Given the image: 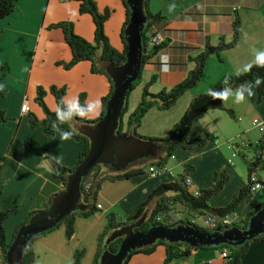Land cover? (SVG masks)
<instances>
[{
    "label": "crops",
    "instance_id": "0c3cea01",
    "mask_svg": "<svg viewBox=\"0 0 264 264\" xmlns=\"http://www.w3.org/2000/svg\"><path fill=\"white\" fill-rule=\"evenodd\" d=\"M94 1L99 12L109 9V16L103 25L104 32L114 48L123 50L121 28L126 14L122 1ZM170 3L175 4L171 12L168 11ZM78 8L76 0H16L14 10L0 18V64L9 66L0 80V110L8 118L4 124H0V209L11 210L2 223L7 242L15 226L31 211L44 209L52 196L64 190L61 178L54 176L52 157H60L59 165L71 168L83 148L81 139L73 136L71 140L61 141L57 132L50 134L41 125L29 124L28 113L38 119L44 118L42 108L35 102L37 86L46 90L44 102L50 111H55L56 107L55 98L48 91L50 85L65 86V99L83 93L85 101L102 99L110 90L107 77L92 73L89 61H80L69 69L63 67V63L71 59V50L61 29L49 26L60 21H71L75 33L92 41L95 28L92 16L79 13ZM149 10L162 16L151 28L163 38V44L142 66L138 88L132 98H128V109L122 118L124 125L128 114L139 103L145 87L151 93L173 87L192 67L190 57L202 50L207 38L212 45L221 36L229 39L234 14L237 13L241 20L237 44L220 51L219 56H209L200 81L176 101L175 110L172 107L163 110L152 106L165 113L159 115V122L168 128L166 133L176 122L175 117H179L181 108L185 110L193 97L206 92L224 74L233 73L236 68L251 62L254 50H264V0H149ZM161 55L169 57L170 68L166 73L159 70ZM253 93L241 104H233L231 99L223 102L225 108L234 112V119L223 121L226 127L232 125L229 129L231 133L225 135L219 132L217 124L212 127V122L208 123L211 120L209 115L217 110L207 111L192 124L188 136L197 138L211 134L214 140H208L201 147L194 146L189 151L179 148L173 154L174 162L169 158L164 165L167 170L156 176H149L147 172L154 161L151 157L149 161L140 159L122 169L126 171L147 166L143 172L116 180H104L96 200V205L101 206L99 211L87 217L76 216L74 232L69 239L65 235L64 225L37 237L32 246L34 259L31 264H70L75 250L82 251L80 264H93L98 238L106 227L107 214L114 213L118 217L133 215L157 186L174 181L186 164L192 166L189 171L192 193L211 186L214 173L225 170L228 179L210 201L214 206L228 204L235 191L245 184L247 176L245 163L243 166L240 160L233 161L235 156L229 154L234 141L231 138L243 136L244 141L255 143L262 136L251 120L254 117L264 119V96L257 102L255 87ZM23 98H27L29 103L27 113L20 111ZM139 127L140 124L136 135L162 136L159 133H145ZM219 138L222 142L226 141L224 146L218 144ZM248 153L251 152H245L246 157L251 158V155L247 156ZM262 159L255 175L263 187L251 191L237 206L235 216L239 219H243L247 212L264 200V154ZM103 167L101 170L104 173L117 171H113L109 165ZM220 252L221 247L195 248L187 255L167 260L165 246L157 243L151 253L132 254L127 264H227L228 259L223 258ZM239 264H264V240L249 242Z\"/></svg>",
    "mask_w": 264,
    "mask_h": 264
},
{
    "label": "trees",
    "instance_id": "16d2710c",
    "mask_svg": "<svg viewBox=\"0 0 264 264\" xmlns=\"http://www.w3.org/2000/svg\"><path fill=\"white\" fill-rule=\"evenodd\" d=\"M76 1H78L79 3V13H89L92 16L95 25L93 40L88 41L75 33L73 22L71 21L65 20L51 24L49 27L61 29L64 40L71 50V59L68 62H64L63 67L65 69H69L74 64L80 61H89L90 71L92 73L103 74L107 77L110 83V90L108 94L102 98V110L96 119L81 120L79 118H76L72 121H69L68 124L63 126L65 129H67L70 125L74 130V137L83 141V148L79 152L73 167H65L57 164L55 161H52L54 176L61 178L64 185L67 181L68 176L83 162L89 151L90 140L80 132V127L83 125L94 126L98 121L102 119L105 113L106 102L113 90V82L111 77L108 75L106 68L109 65L121 66L126 61L127 48L125 28L129 23L131 14L130 6L127 1L121 0L125 7L126 15L121 28V39L124 43V49L120 51L114 48L109 43V40L104 32L103 25L105 20L109 16V9H105L103 12H99L94 0ZM15 2L16 0H0V18H4L14 10ZM142 10L145 16V23L140 33L142 45L140 71L146 59L154 55L163 44L162 42L160 46L152 48L148 47L147 41L149 37L154 34L151 27L155 25L156 22L162 18V16L159 13H153L149 10V0L142 1ZM240 26V17L237 13H235L231 24L230 38L226 39L225 37L221 36L218 42L214 45L210 44L207 38L202 50L198 51L194 56L190 57L192 67L187 71L185 76L170 89H162L159 92L151 93L145 87L139 103L128 114L125 126L122 118L128 109V95L130 91L135 87L136 83L139 82L140 73L126 90L121 116L119 117L118 126L115 132L118 135L125 136L131 134L133 137H138L142 140L153 142L157 146L158 150L156 155L152 157L154 158V161H152L150 165L159 167L164 166L177 148L192 150L194 146L201 147L205 145L208 140H214L215 137L211 134L205 137L197 138H189L188 136V131L192 124L200 119L205 113H207V111L211 109H221L224 110L229 116L234 117V112L232 109L225 108L223 106V102H221L220 100H213L206 94V92H204L196 95L188 102L180 118L175 123H173V125L169 128L168 132L164 136L136 135V129L139 126L141 119L150 107L156 105L159 109L163 110H167L173 107L176 101L187 90H189L200 81L206 61L210 55L215 54L219 56L220 51L232 48L237 44ZM8 70V64H0V80L5 76V73ZM226 76H231L230 85L235 88L245 82H253L257 77L264 78V67L253 66L249 72L241 75L240 77H236L232 75V73H226L221 76L211 88L219 90L222 86L221 81ZM255 88L257 92V102H259L264 96V83H261L259 86H255ZM65 89V86H49L48 91L54 96L56 105L58 101L63 97ZM45 93L46 90L42 86H37L35 102L42 108L44 118L38 119L32 113H28V121L32 126H43V130L51 134L54 132L51 124L53 121H55V111H50L47 108L44 102ZM79 98L81 102H85V95L83 93L79 94ZM7 120L8 118L5 115V112L3 110H0V124L5 123ZM75 126L77 127V130L74 129ZM246 142L247 144L244 149L251 152V158H247L245 152L243 151L239 153L242 156L247 168V179L245 184L235 191L228 204L224 206H214L210 201V198L222 189L224 183L228 179V175L225 170L214 173V181L211 186L199 189L196 193H192L190 191L189 185L186 184V178L189 176V171L192 170V166L190 164H186L184 165L183 171L177 175L174 181L162 183L157 186L140 204L138 210L133 215L118 217L114 213L107 214L106 227L104 232L101 233L98 238V250L93 264H99L100 257L104 251L110 253L117 251L119 244L123 239V236L115 237L113 240L106 242V239L112 232L133 224L144 214L145 218L143 222L139 226H135L132 228V231L134 233H145L149 228L153 226H163L168 229L178 227L180 230L190 233L188 235H184V237L191 240L192 243H187L185 241L169 242L167 240H156L152 244L143 245L129 251L126 257L123 259V264H127L128 259L134 253H151L157 243L163 244L165 246L167 260L173 257L187 255L191 249L195 248L221 247V250L227 249L229 251L227 264H239L240 259L245 253L249 242L264 240V232L258 233L257 235L246 239L241 244L230 245L227 243H220L216 246L200 243V240L210 241L211 239H207L205 237H196V235L207 236L216 234L220 236L224 231H227L231 228L241 232L245 231L249 227V221L264 208L263 200L262 202L256 204L253 210L247 212L243 219H239L236 216V218H232L228 222L226 221L227 217H232L233 215H235L237 206L241 204L247 194L251 193L250 186L252 182L250 176L251 174L256 173L258 166L263 161L262 158L264 154V133L255 143H252L250 141ZM101 165L103 164H97L92 167L86 175L82 176L80 180V196L78 203L81 204L83 208L76 209L70 212L68 215L64 216L61 221L58 222L54 227L31 236L23 248L19 264H30L33 261L34 252L32 246L34 240L37 237L52 231L60 225H64L65 235L69 239L74 232V221L76 216L87 217L94 212L99 211V208H97L96 206V200L100 185L104 180H116L125 178L130 175L143 172L147 167L142 166L140 168H130L126 171L113 170L115 171L114 173H104L101 170ZM62 191L63 190H60L56 194ZM54 196H52L47 201L44 209L31 211L23 221L15 226L9 242L6 241L2 223L11 210L0 209V264H7L5 254L10 244L15 239L20 227L27 224L29 219L36 212H43L48 210L49 205L51 204V200ZM179 206L182 207L184 212L178 209ZM263 215L264 210L262 212V216ZM195 216L200 217L203 220L204 224L198 225L194 220ZM109 232L111 233L109 234ZM81 254L82 252L79 251L74 253L73 262L71 264H80Z\"/></svg>",
    "mask_w": 264,
    "mask_h": 264
},
{
    "label": "water",
    "instance_id": "95a60500",
    "mask_svg": "<svg viewBox=\"0 0 264 264\" xmlns=\"http://www.w3.org/2000/svg\"><path fill=\"white\" fill-rule=\"evenodd\" d=\"M130 6L131 14L128 25L125 28L126 36V61L121 66H107L106 70L112 79V93L105 105V113L100 121L94 126L83 125L80 132L89 138V151L83 162L68 176L65 189L56 194L49 205L48 210L36 212L27 224L21 226L13 242L10 244L5 257L7 264H19L23 248L28 239L36 234L54 227L61 219L76 209H82L79 201V184L82 176L97 164L109 165L114 170L120 171L137 159L153 157L157 153V146L150 141L133 137L131 134L118 135L116 129L121 116L124 96L131 83L140 73L142 45L141 31L145 23L142 10L143 0H126ZM264 208L249 221V227L245 231L229 229L220 236L211 234L205 237L210 241L200 240L207 245L227 243L237 245L246 239L264 232ZM145 218V214L136 222L110 234L106 242L115 237L123 236L116 252L104 251L99 264H123V259L129 251L143 245L152 244L156 240L169 242L185 241L192 243L184 237L190 233L177 228H165L153 226L145 233H134L132 228L139 226Z\"/></svg>",
    "mask_w": 264,
    "mask_h": 264
},
{
    "label": "clouds",
    "instance_id": "9594fccd",
    "mask_svg": "<svg viewBox=\"0 0 264 264\" xmlns=\"http://www.w3.org/2000/svg\"><path fill=\"white\" fill-rule=\"evenodd\" d=\"M175 8L174 3L168 5V11L171 12ZM253 66L264 67V50H254L253 59L251 62L244 64L235 69L232 75L240 77L241 75L249 72ZM170 68L169 57L161 55L160 57V71L168 72ZM231 76H226L221 81V88L216 90L208 88L206 94L213 100H220L221 102H228L231 99L233 104H241L245 102L246 98H250L253 93V88L264 83V78L257 77L253 82H245L233 88L230 85ZM2 87V86H0ZM102 108V99L97 98L94 100H86L81 102L78 95L71 98H61L55 107V121L52 122V129L59 134L61 141L71 140L74 136V130L69 127L65 129L63 126L68 124L69 121L79 118L81 120L92 119L98 117ZM52 159L59 164L61 158L53 156Z\"/></svg>",
    "mask_w": 264,
    "mask_h": 264
},
{
    "label": "rangeland",
    "instance_id": "374dc122",
    "mask_svg": "<svg viewBox=\"0 0 264 264\" xmlns=\"http://www.w3.org/2000/svg\"><path fill=\"white\" fill-rule=\"evenodd\" d=\"M137 88H138V83H136V85H135V87L130 91V93H129V95H128V98H129V100H130V98H132V96L135 94V91L137 90ZM177 103V102H176ZM181 105V101H180V103H179V105H178V107ZM176 106H177V104L176 105H174V107H172V110H175V109H173V108H176ZM177 107V108H178ZM183 107H184V105H183ZM171 109V108H170ZM150 110V111H149ZM147 112H146V114L144 115V117L141 119V122H140V127H139V129L141 130V131H143V132H145V133H159L160 135L162 134V136H164L166 133H164L168 128H165L164 126H162V125H160V122H159V120H160V116L159 115H165V113H161V112H159V111H157L155 108H153V107H151V109H149ZM169 110V109H168ZM177 110V109H176ZM211 110H217V111H215V113H210V115H209V118H211V120L208 122V123H210V122H212L211 123V126L212 127H215L216 126V124H217V128H219V132H221V133H223V134H225V135H227V134H229V133H231V131H229V129L230 128H232V125H227V127H226V125H225V123L226 122H228L227 120L229 119V118H231V119H234V117H231V116H229L224 110H221V109H211ZM210 111V110H209ZM163 112H168V111H163ZM172 112H174V111H172ZM182 112H184V109L183 108H181V110H180V114H179V117L177 116V117H175V115H174V117L176 118V120L175 121H177L179 118H180V116L182 115ZM216 115H217V117H216ZM125 118V117H124ZM224 120H226V122L223 124V121ZM125 122H126V119H125ZM4 124V123H3ZM225 126V127H224ZM255 128V127H254ZM257 131H258V129L257 128H255ZM259 132V131H258ZM164 133V134H163ZM242 137L243 136H239V137H234V138H231V139H233L234 141H232L231 143V149H230V151H229V154L231 155V153H233V152H236V155H235V157H234V159H233V161H238V160H240L241 162H242V164H243V166H245L244 165V161H243V158H242V156L240 155V153L239 152H241V151H243V152H247L243 147H241V141H242ZM219 141H218V144H220V145H222L223 143L225 144V142L226 141H224V142H222V140L219 138L218 139ZM224 144H223V146H224ZM176 150H179V148H177ZM175 150V151H176ZM188 151H189V149H187ZM175 151L173 152V154L175 153ZM191 152H193V151H191ZM172 154V155H173ZM251 155V153H248L247 154V156H250ZM152 158L151 157H148V158H144V159H142L143 160V162H146V161H149V160H151ZM171 161H173L172 159H171ZM174 162V161H173ZM102 166V168H104L103 167V165H101ZM245 172H246V166H245ZM246 178H247V176L245 177V180H246ZM263 187V186H262ZM264 189V188H263ZM262 189V190H263ZM178 209L180 210V211H183L184 212V210L182 209V207H178ZM242 219V218H241ZM194 220H195V222L198 224V225H203V223H202V219L200 218V217H198V216H195L194 217ZM202 220V221H201ZM111 232H109V234H110ZM109 234H108V236H109ZM107 236V237H108ZM77 251H79V250H75L74 251V253H76ZM79 252H82L81 250L79 251ZM82 256H83V254H81V256H80V259L82 258ZM73 258H74V254H73ZM73 258H72V261H71V263L73 262ZM32 263V262H31ZM30 263V264H31ZM70 263V264H71Z\"/></svg>",
    "mask_w": 264,
    "mask_h": 264
},
{
    "label": "built area",
    "instance_id": "2783aa9c",
    "mask_svg": "<svg viewBox=\"0 0 264 264\" xmlns=\"http://www.w3.org/2000/svg\"><path fill=\"white\" fill-rule=\"evenodd\" d=\"M162 42H163V38L159 34H156V33L151 35L147 41L149 48L160 46V44ZM28 110H29L28 100H27V98H23L21 105H20V111H21V113H27ZM251 123L255 128L258 129V131L261 134L264 133V119H262L261 117H254L251 120ZM246 144H247V142L242 139L241 147H243V148L246 147ZM235 155H236V152H233L231 154V156H235ZM173 157H174L173 155L170 156L171 159ZM165 170H167V167H165V166L159 167V166L151 165L148 167L147 172H148L149 176H156L157 174H159ZM250 179L252 182L251 186H250L251 191H254L257 188L263 186V183L259 179H257L255 173L251 174ZM186 184L189 185V188H190L192 182H191V179L189 178V176L186 178ZM96 206H97V208L101 207L99 204H97ZM232 218H236V216L233 215L232 217H227L226 221L228 222ZM220 254L223 258H227L229 255V251L227 249H222Z\"/></svg>",
    "mask_w": 264,
    "mask_h": 264
},
{
    "label": "flooded vegetation",
    "instance_id": "af4514ba",
    "mask_svg": "<svg viewBox=\"0 0 264 264\" xmlns=\"http://www.w3.org/2000/svg\"><path fill=\"white\" fill-rule=\"evenodd\" d=\"M141 159H143V158H141ZM139 160H140V159H138V160H136V161H139ZM136 161H135V162H136Z\"/></svg>",
    "mask_w": 264,
    "mask_h": 264
}]
</instances>
